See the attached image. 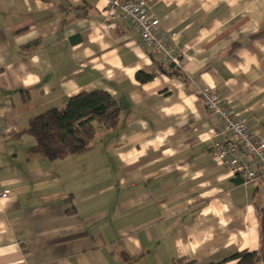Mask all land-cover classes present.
I'll return each mask as SVG.
<instances>
[{
    "label": "crops",
    "instance_id": "1",
    "mask_svg": "<svg viewBox=\"0 0 264 264\" xmlns=\"http://www.w3.org/2000/svg\"><path fill=\"white\" fill-rule=\"evenodd\" d=\"M148 1L183 62L170 75L111 0H0V264H209L260 249L264 179L243 183L215 157L228 136L201 94L216 89L264 141V0ZM94 90L118 102L117 129L81 156L30 151L32 117Z\"/></svg>",
    "mask_w": 264,
    "mask_h": 264
},
{
    "label": "trees",
    "instance_id": "2",
    "mask_svg": "<svg viewBox=\"0 0 264 264\" xmlns=\"http://www.w3.org/2000/svg\"><path fill=\"white\" fill-rule=\"evenodd\" d=\"M40 47V43L35 42L26 46L25 49L28 52H35ZM160 69L169 75L170 72L178 70L174 64L162 62ZM153 78V74L145 72H139L136 75L137 81L141 84L148 83ZM120 121L121 110L115 98L106 91L94 90L71 98L63 107L51 108L32 117L25 134L34 141L30 151L53 162L81 156L91 151L99 131L117 129ZM259 215L261 246L258 251L239 252L227 259L209 264H226L233 261H236V264H264V210H260ZM123 259L131 260L127 255H124ZM172 264H196V261L181 257L174 260Z\"/></svg>",
    "mask_w": 264,
    "mask_h": 264
},
{
    "label": "built area",
    "instance_id": "3",
    "mask_svg": "<svg viewBox=\"0 0 264 264\" xmlns=\"http://www.w3.org/2000/svg\"><path fill=\"white\" fill-rule=\"evenodd\" d=\"M109 11H120L125 21L139 32L145 47L160 56L162 63L182 66L183 62L174 54L169 38L161 31L160 20L151 12L148 0H111ZM201 97L206 110L217 119L223 134L228 136L227 143L212 146L215 157L243 183L264 179V141L252 138L247 120L240 118L216 89L203 91ZM240 154L251 157L252 162L243 161ZM7 196L8 192L1 195L2 198Z\"/></svg>",
    "mask_w": 264,
    "mask_h": 264
}]
</instances>
